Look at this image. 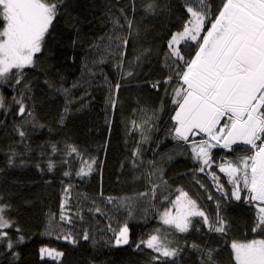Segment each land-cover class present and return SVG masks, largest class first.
Returning a JSON list of instances; mask_svg holds the SVG:
<instances>
[{
	"label": "snow or ice",
	"instance_id": "1",
	"mask_svg": "<svg viewBox=\"0 0 264 264\" xmlns=\"http://www.w3.org/2000/svg\"><path fill=\"white\" fill-rule=\"evenodd\" d=\"M129 2L133 14L131 18L124 7L116 6L121 0H116V4L109 0L103 13V22L110 25V32L106 33L108 48L115 44L116 49H121L118 53L121 58L125 55L122 50L127 48L133 33L140 35L139 26L134 27L135 0ZM68 6L69 0H0V88H8L12 93L9 99L0 91V114L3 116L0 118V127H10L18 137V143L25 146V150L30 147L25 143L29 128L44 127L36 119L34 83L28 78L26 70L42 68L39 57L46 50L47 41L55 30V23ZM183 7V23L178 30L170 34L166 44L167 50L163 55V67L167 69L168 74L163 79L150 82V86L159 91L163 85L165 96L169 95L171 87V103L174 108L170 117L172 125L167 135L176 141V146L181 150L179 154L190 151L194 163L198 164V167L193 169L195 183L207 191L206 186L196 176L197 173H205L225 201L235 200L255 209L251 232L262 238L232 239L228 244L231 264H264V0H220L218 5H214L212 0H183ZM166 9L167 5L164 10ZM158 10L163 11L158 0H148L143 6L146 16L157 15ZM68 23L76 34L70 45L75 49L82 43L79 38L81 20L69 14ZM124 29H127V34H124ZM99 49L100 44L93 42L84 50L85 68L89 56L99 52ZM152 55V48L142 49L136 57L137 65ZM71 59L74 61L75 57ZM105 62L102 53L98 60L93 61L99 64ZM122 65L123 59L116 67L121 68ZM133 75V71L126 73L128 77ZM62 81L61 75H58L56 80L46 76L43 81L51 92L65 96L66 104L60 116V123L64 122L69 111L68 104L71 103L70 89L65 88ZM78 84V81L74 82L72 87L75 88ZM113 87L118 92L121 85L119 82L114 86L109 83L110 92ZM107 103L113 110L116 108L117 102L111 96ZM162 110L163 100L160 111ZM9 116L13 117V122L6 125L5 119ZM156 119L158 115L154 110L152 116L146 117L141 123L132 121L133 129L141 134L140 144L132 153L133 168L139 167L137 161L141 156V145L147 143L150 140L149 134L157 130ZM105 122L110 131L111 120L106 118ZM104 149L107 151V141ZM213 149L243 151L244 154L236 155L232 159H223L216 164L212 155ZM57 151V145L52 144L51 152L55 154ZM65 154L68 157L73 154L80 157L76 176L83 178L95 170L97 158L84 159L75 145L66 144ZM22 155L15 148H10L7 158L9 166H13L16 158ZM168 158L173 157L169 155ZM62 163L69 164V161L65 159ZM148 163L153 166V170L146 173L150 185L147 191L137 193L134 197L106 198L108 205L123 208L128 219L114 227L111 218H108L106 231L111 235L107 239L102 237L104 246H129L134 251L149 250L147 264H179L185 247L169 237L175 233L190 232L194 228L193 218H199L198 223L206 227L208 233L218 234L222 239L228 236L232 223L221 214L219 200L215 201L214 217H210L188 192L176 189L179 194L174 199L165 197L167 206L158 212L163 227L154 229L146 238L141 236L133 241L129 221L135 218V201L149 197L155 200L161 184L167 183L162 179L163 170L156 169L152 161ZM214 164L219 173L225 175L229 189L225 188L216 171L212 170ZM55 166V162L49 158L47 170L52 171ZM99 166H103L102 161ZM37 167L39 168V164ZM157 173L159 184L152 181V177L157 176ZM63 175L68 177L71 172L65 171ZM71 187L68 185L64 189V199L60 206V221L68 224L73 222L72 215L68 214L70 209L67 208ZM100 195L103 196V193ZM207 199L213 200L214 197L209 193ZM2 201L3 197L0 196V247L3 248L0 257H10L9 264H15L20 259V253L16 249L24 244L26 239L22 229L9 215L11 205ZM93 204L95 205V201ZM93 211L106 215L100 207L89 209V212ZM74 215L83 219L79 212ZM143 218L147 220V215ZM195 230L199 232L201 229L196 227ZM51 234L52 229H46L42 233L49 236ZM57 238L67 240L71 244L79 243L70 232ZM81 238L93 244L97 243L88 230H84ZM225 243L228 241L225 240ZM185 246L198 253V264H219L216 258L218 248L207 244L201 246L195 242H185ZM39 255L41 259L47 257L60 262L64 253L42 246Z\"/></svg>",
	"mask_w": 264,
	"mask_h": 264
},
{
	"label": "trees",
	"instance_id": "2",
	"mask_svg": "<svg viewBox=\"0 0 264 264\" xmlns=\"http://www.w3.org/2000/svg\"><path fill=\"white\" fill-rule=\"evenodd\" d=\"M147 2L148 0H135L134 27L139 26L140 35L133 33L127 48L122 50L125 55L121 58L118 54L121 49H116L115 44L108 48L106 33L110 32V25L103 22V13L109 0H69L68 8L55 23V30L47 41L46 50L39 57L42 68L26 70L28 78L34 83L36 119L44 127L29 128V136L25 141L30 145L27 150L18 143V137L10 127H0V196L3 197V203L11 205L9 215L22 229L26 239L16 249L20 253V259L15 264H147L149 250L134 251L129 246L106 247L102 237L107 239L111 235L106 231L109 217L114 227L128 219L123 208L108 205L106 198L134 197L137 193L147 191L150 185L146 173L153 170L149 161L153 162L156 169L163 170L162 179L167 183L161 184L155 200L149 197L135 201V218L129 221L133 241L141 236L146 238L154 229L163 227L158 212L167 206L165 197L174 199L179 194L176 189L188 192L210 217H214L215 201L219 200L221 214L232 223L230 233L222 239L218 234L208 233L207 228L198 223L199 218H193L194 228L190 232L175 233L169 237L185 247L179 264H198V253L187 248L185 242L218 248L216 258L219 264H231L228 244L232 239L262 238L251 232L255 209L235 200L225 201L205 173H197L196 176L206 186L207 191L196 184L193 169L198 164L194 163L190 151L179 154L181 150L176 146V141L167 135L172 125L170 117L174 108L171 103V87L169 95L165 96L163 85L157 91L150 86V82L163 79L168 74L163 67V55L167 50L170 34L183 23V0H158L163 11L158 10L155 16L145 15L143 6ZM111 3L116 4V0H111ZM212 3L218 5L220 0H212ZM165 5L168 6L166 10ZM116 6L124 7L129 17H132L129 0H121ZM69 14L81 20L79 38L82 43L75 49L70 46L76 34L68 23ZM124 34H127V29H124ZM93 42L99 43L100 49L89 56L85 68L84 50ZM149 47L153 49V55L137 65V55L142 49ZM106 49L108 50L105 51ZM101 53L104 54L106 62L93 63L99 59ZM73 56L74 61L71 59ZM121 59L123 65L117 68L116 65ZM128 71H133L134 75L126 76ZM58 75L63 76V86L70 89L71 103L68 104L69 111L63 123H60V116L64 112L65 96L51 92L43 83L46 76L56 80ZM77 81L78 86L73 88V83ZM117 82L121 85L118 92L114 87L110 92L109 83L114 86ZM0 91L10 99L11 90L0 88ZM110 96L117 102L114 110L107 103ZM162 100L163 110L160 111ZM154 110L158 115L155 120L157 130L151 132L150 140L141 145V156L137 161L139 167L133 168L132 153L140 144L141 134L133 129L132 121L141 123L146 117L152 116ZM0 118H3L2 114ZM106 118L112 122L110 131L105 122ZM12 122L11 116L5 119L6 125H11ZM105 141L107 151L104 149ZM52 144L58 147L55 154L51 152ZM66 144L75 145L84 159L97 158L95 170L89 176H76L80 157L75 154L66 156ZM10 148L23 154L16 158L13 166L7 163ZM242 154L243 151L212 150L216 164L223 159H232ZM169 155L173 158L169 159ZM49 158L56 165L52 171L47 170ZM65 159L69 164L62 163ZM101 161L102 167L99 166ZM216 164L212 170L216 171L225 188L229 189L225 175L219 173ZM65 171H70L71 175L65 177ZM158 176L159 173L152 177L154 183H160ZM68 185L72 186L67 204L70 209L68 214L72 215L73 221L70 224L60 221V206L64 199V189ZM101 192L103 196L100 195ZM209 193L214 197L213 200L207 199ZM94 207H100L106 215L89 212ZM77 212L83 216L82 220L74 215ZM145 214L147 220L143 218ZM196 227L201 230L197 232ZM46 229H52L50 236L42 235ZM84 230H88L95 237L96 244L81 238ZM68 232L79 243L71 244L57 238ZM12 234L15 236L14 231ZM42 246L63 252L62 261H53L47 257L41 259L39 249ZM2 251L3 248L0 247V252ZM10 259L0 257V264H9Z\"/></svg>",
	"mask_w": 264,
	"mask_h": 264
},
{
	"label": "rangeland",
	"instance_id": "3",
	"mask_svg": "<svg viewBox=\"0 0 264 264\" xmlns=\"http://www.w3.org/2000/svg\"><path fill=\"white\" fill-rule=\"evenodd\" d=\"M222 150H224V149H222ZM225 151H228V150H225Z\"/></svg>",
	"mask_w": 264,
	"mask_h": 264
}]
</instances>
